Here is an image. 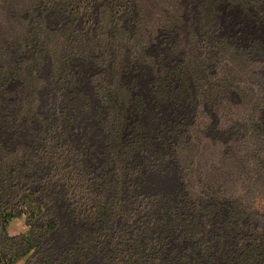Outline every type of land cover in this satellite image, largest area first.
<instances>
[{
	"label": "trees",
	"instance_id": "1",
	"mask_svg": "<svg viewBox=\"0 0 264 264\" xmlns=\"http://www.w3.org/2000/svg\"><path fill=\"white\" fill-rule=\"evenodd\" d=\"M218 3L209 0L185 18L178 0H0L4 238L9 223L25 217L21 243L24 254L30 252L39 235L57 229L56 209L69 200L84 226L65 259L104 249L106 264H264V213L252 210L239 188L250 181L246 193L264 196V181L255 186L253 179L264 180V83L254 68L264 54V37L245 47L211 38ZM255 4L264 0H227L247 15ZM53 9L63 14L55 26L47 23ZM86 15L90 29L79 23ZM254 20L264 24L262 17ZM75 58L93 68L96 117L105 132L100 151L74 134L69 112L90 103L72 74ZM47 64V78L63 86L54 109L43 111ZM142 66L154 70L148 85L156 104L198 112L207 103L223 108L235 92V118L225 127H212L205 113L190 122H166L155 152L139 119L145 109ZM247 77L254 81L248 86ZM167 160L182 191L174 199L139 203L141 172L169 173ZM186 241L191 248L167 253L170 243ZM1 256L0 264L14 258Z\"/></svg>",
	"mask_w": 264,
	"mask_h": 264
},
{
	"label": "rangeland",
	"instance_id": "2",
	"mask_svg": "<svg viewBox=\"0 0 264 264\" xmlns=\"http://www.w3.org/2000/svg\"><path fill=\"white\" fill-rule=\"evenodd\" d=\"M209 0H178L182 6L183 16L192 17L197 15L206 2ZM219 3L214 15V21L212 24L210 37L223 38L231 44L238 46H246L252 41H261L264 37V24L256 23L255 17L264 18V5L255 4L251 10L252 15H247L242 9L235 7L230 8L227 6V0H217ZM63 14L53 9L47 14V23L49 25H57L61 22ZM80 26L85 29H90L92 21L89 17L83 16L80 21ZM143 74L146 76L142 81V89L144 92L145 109L140 114V122L144 128V135L150 139L153 143L154 151L157 152L162 145V125L166 122L178 120L180 117L185 118L187 121L196 119L202 113L209 118V121L213 126L219 123V127L226 126L232 123L233 112L237 110L236 105L239 103V95L232 92L229 97L228 104L223 108H218L216 104L207 103L204 104L203 109L198 112L192 106L187 105H175L165 104L159 105L153 101L151 96V89L148 85V81L152 78L154 70L151 66H142ZM254 68L258 71L261 83H264V54L257 58V62ZM141 69V67H140ZM71 71L77 82L79 83V89L85 93L89 98V108L84 111L71 110L69 113L74 118V134L78 136L80 140L84 139L88 142L89 146L95 151H100L105 138V132L97 121L96 109L99 108V99L94 94L91 77L93 75V68L80 58H75L71 65ZM49 72V65L47 64L43 68V78L47 84V88L41 91V103L40 109L47 111L54 109L56 101V92H59V88L63 86L62 82L47 78ZM47 78V79H46ZM250 77L246 78V85H251L253 80L249 81ZM262 85L258 86L256 91V97L262 96ZM142 89H138L134 93H141ZM264 145V144H263ZM172 160H167L166 164L171 166L169 173H162L157 170L142 171L143 180L140 182L139 187V203H150L154 199L161 200L164 197L176 198L178 193L182 191V183L179 179V175L176 172ZM255 186H260L263 183V179L260 180L258 176L254 175ZM250 184V181H246L239 185L242 189V199L250 206L252 210H259L261 214L262 206H264V196L254 195L251 192L246 193L245 185ZM258 191V190H257ZM138 200H136L137 202ZM69 200H60L61 208L56 209V218L58 227L52 232L42 233L38 236L37 247L31 249L30 252L25 253L26 246L21 243V237L27 233L28 226L26 225V218L21 217L11 221L7 227V238H4L0 233V256L3 254L14 256L12 262L9 264H106V251L104 249L97 250L94 254L85 258L78 254L68 253L67 258L65 255L67 252L72 251V248L77 242V239L81 233L84 223L79 216L72 211L68 205ZM131 202L127 205L131 208ZM170 243V242H169ZM189 244V242H182L181 244L170 243L166 251L169 253L172 250L180 252ZM10 248H13V250ZM12 251V252H11ZM2 257V256H1Z\"/></svg>",
	"mask_w": 264,
	"mask_h": 264
}]
</instances>
